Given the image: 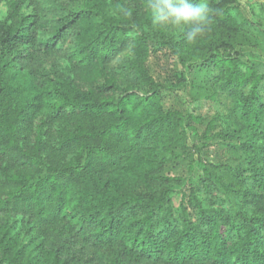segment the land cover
<instances>
[{
  "label": "trees",
  "instance_id": "16d2710c",
  "mask_svg": "<svg viewBox=\"0 0 264 264\" xmlns=\"http://www.w3.org/2000/svg\"><path fill=\"white\" fill-rule=\"evenodd\" d=\"M70 1L0 0V264H264V61L236 50L264 52V0H207L193 42L147 0ZM72 33L76 78L33 63ZM209 85L242 128L201 113Z\"/></svg>",
  "mask_w": 264,
  "mask_h": 264
},
{
  "label": "rangeland",
  "instance_id": "374dc122",
  "mask_svg": "<svg viewBox=\"0 0 264 264\" xmlns=\"http://www.w3.org/2000/svg\"><path fill=\"white\" fill-rule=\"evenodd\" d=\"M35 7H31L29 11L36 9L37 12L41 15L42 19L46 22H54L56 21L61 15H64L67 11L74 10L78 4L76 2H72L70 0L65 1H55V0H34ZM240 4L238 6V10L235 11V15L237 18L240 16L246 17L251 21H256L253 19L251 12L248 9L247 1L248 0H239ZM27 8L23 9V12H26ZM145 11V10H144ZM6 13V7H0V16ZM264 25V22H262ZM168 26L170 30H177L178 27H174L171 25ZM44 34V33H42ZM73 36L72 33L62 44L58 47V49L51 54H46L43 51H38L35 54V59L33 63L37 67H42L48 71H60L65 76H70L72 78H76L78 76V71L75 70L72 65L70 64L69 60V53L71 50V45L73 43ZM42 37H44L42 35ZM24 51H21L22 55H29V53L34 52V49L31 48H24ZM236 50L245 58V59H256L260 61H264V52L259 48L254 46H237ZM123 59V56L119 57L113 65H117ZM171 68L170 66L161 67V69ZM214 92L216 95L214 97H210ZM203 97L205 98V105L204 108L201 110L202 114L207 115H218L223 114L225 119L223 120L222 125L225 126V122L231 123L232 127L235 129L242 128L243 125L239 121L238 117L232 113V96L229 93H222L217 89H214L212 86H208V89L203 91ZM208 96V97H207ZM187 97L184 92H178L177 94L173 95L170 99V104L181 106L187 105ZM188 145L191 146L192 143L188 142ZM197 158V155H196ZM189 160L183 162L177 169L172 168L174 171L171 173L184 175L187 172ZM180 201V196H177L174 199V203L178 206ZM94 255L92 251H87L83 255V259H90L93 258Z\"/></svg>",
  "mask_w": 264,
  "mask_h": 264
},
{
  "label": "clouds",
  "instance_id": "9594fccd",
  "mask_svg": "<svg viewBox=\"0 0 264 264\" xmlns=\"http://www.w3.org/2000/svg\"><path fill=\"white\" fill-rule=\"evenodd\" d=\"M147 6L153 27H178L188 42L202 36L211 21L207 0H147Z\"/></svg>",
  "mask_w": 264,
  "mask_h": 264
}]
</instances>
